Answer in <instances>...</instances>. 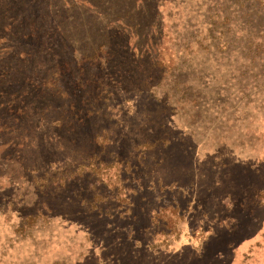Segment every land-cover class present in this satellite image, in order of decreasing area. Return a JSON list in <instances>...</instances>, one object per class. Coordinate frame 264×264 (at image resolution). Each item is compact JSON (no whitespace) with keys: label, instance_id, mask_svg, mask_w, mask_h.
I'll use <instances>...</instances> for the list:
<instances>
[{"label":"rangeland","instance_id":"1","mask_svg":"<svg viewBox=\"0 0 264 264\" xmlns=\"http://www.w3.org/2000/svg\"><path fill=\"white\" fill-rule=\"evenodd\" d=\"M54 1L47 12L77 41L59 55L69 81L130 0H91L95 14ZM146 6L144 34L104 42L121 65L104 118L71 133L75 144L63 129L56 145L47 120L18 155L0 140V264H264V0ZM89 150L96 169H76Z\"/></svg>","mask_w":264,"mask_h":264},{"label":"trees","instance_id":"2","mask_svg":"<svg viewBox=\"0 0 264 264\" xmlns=\"http://www.w3.org/2000/svg\"><path fill=\"white\" fill-rule=\"evenodd\" d=\"M76 2L79 3V0ZM80 2L86 4L87 13L95 14V3L91 0ZM144 3L153 7L157 5V0H130L122 14H108L107 30L100 35L101 38L106 41L110 31L121 36V32L131 31L133 28L139 29L141 35L144 34L148 28L147 21L137 18L142 11L147 13L143 10ZM55 5L54 0L0 2V140L8 137L2 144L11 149L3 150L6 156L18 155L23 149V138L44 120L50 121L49 125L54 129V135L50 139L56 145L60 144V132L63 129L70 136L79 126L89 123L92 117L102 114L101 117L104 118L102 110L105 112L108 106L102 104L105 108L97 109L98 104L107 103L113 90V94L121 91V65L109 62L112 53L109 43H104L105 41L98 43L89 53L81 55V62L78 60L79 65L77 64L81 66L77 77L69 81L62 78L67 62L61 61L59 55L65 50L68 52L70 48L75 53L78 50H75V37H66L60 31L58 11L54 15L47 12V7ZM105 6L109 11L118 8L112 2ZM69 9L70 6H63L61 11L68 13ZM134 21L137 23L132 24ZM70 56L72 59L73 53ZM73 61L75 60L69 66ZM85 62H88L87 67H82ZM87 68H95L99 74L83 78L82 74ZM100 137L91 135L87 141L88 146L97 145ZM71 138L75 144V138ZM167 143L168 140L162 138L145 140L142 147L151 149ZM0 157L4 161L1 154ZM95 157L94 152L89 153V159H83L84 162H80L76 169H96L95 164L91 163Z\"/></svg>","mask_w":264,"mask_h":264}]
</instances>
